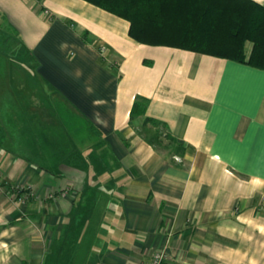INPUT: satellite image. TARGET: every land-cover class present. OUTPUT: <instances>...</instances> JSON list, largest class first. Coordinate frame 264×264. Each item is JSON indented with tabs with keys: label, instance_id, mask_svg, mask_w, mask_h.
<instances>
[{
	"label": "crops",
	"instance_id": "obj_1",
	"mask_svg": "<svg viewBox=\"0 0 264 264\" xmlns=\"http://www.w3.org/2000/svg\"><path fill=\"white\" fill-rule=\"evenodd\" d=\"M0 19L37 85L0 116V264H43L71 221L72 263L86 243L93 264H264V70L138 44L82 0H0ZM136 97L182 154L130 121Z\"/></svg>",
	"mask_w": 264,
	"mask_h": 264
},
{
	"label": "trees",
	"instance_id": "obj_2",
	"mask_svg": "<svg viewBox=\"0 0 264 264\" xmlns=\"http://www.w3.org/2000/svg\"><path fill=\"white\" fill-rule=\"evenodd\" d=\"M129 23L128 35L136 43L179 49L245 64L264 70V4L255 0H82ZM24 59L28 52L20 47ZM148 101L136 97L130 121L139 126L155 148L182 154L161 128L145 116ZM0 121V139L5 136ZM1 142V140H0ZM81 223V222H80ZM73 221L49 244L43 264H71L81 225Z\"/></svg>",
	"mask_w": 264,
	"mask_h": 264
},
{
	"label": "rangeland",
	"instance_id": "obj_3",
	"mask_svg": "<svg viewBox=\"0 0 264 264\" xmlns=\"http://www.w3.org/2000/svg\"><path fill=\"white\" fill-rule=\"evenodd\" d=\"M19 41L20 37L15 30L0 19V116L2 118H5L6 114L9 113V108L6 106L9 98H13L14 94L18 92H20L19 94L26 95V90L22 89V86L25 85V80H29L25 82L26 84H34L33 86L37 87L32 72L27 71L25 67L21 66L23 64L21 62H24V57L19 53ZM9 64H12V67L10 66L8 69ZM17 105L21 107L22 103ZM53 106L56 109V105ZM148 134L152 135L150 132ZM85 244H83L72 264H93L87 259L89 252L92 250L91 246Z\"/></svg>",
	"mask_w": 264,
	"mask_h": 264
},
{
	"label": "built area",
	"instance_id": "obj_4",
	"mask_svg": "<svg viewBox=\"0 0 264 264\" xmlns=\"http://www.w3.org/2000/svg\"><path fill=\"white\" fill-rule=\"evenodd\" d=\"M26 1V0H23ZM29 190V187H24V186H17L16 188H14V191L16 194H18L19 196L23 193V190ZM166 261V253L161 250V251H157L152 255L151 258V262L150 264H165Z\"/></svg>",
	"mask_w": 264,
	"mask_h": 264
}]
</instances>
